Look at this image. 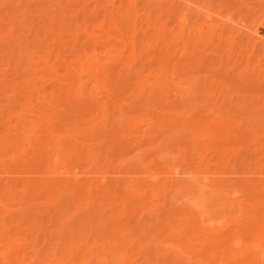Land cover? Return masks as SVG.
<instances>
[{"label": "bare ground", "instance_id": "1", "mask_svg": "<svg viewBox=\"0 0 264 264\" xmlns=\"http://www.w3.org/2000/svg\"><path fill=\"white\" fill-rule=\"evenodd\" d=\"M70 1L0 0V264H264V104L191 82L264 38L206 0Z\"/></svg>", "mask_w": 264, "mask_h": 264}, {"label": "rangeland", "instance_id": "2", "mask_svg": "<svg viewBox=\"0 0 264 264\" xmlns=\"http://www.w3.org/2000/svg\"><path fill=\"white\" fill-rule=\"evenodd\" d=\"M105 1L107 3H104L103 6L104 8L108 7L109 9L110 4L108 2L110 0H105ZM197 1L199 3V1L201 0H197ZM24 2L25 1H23L22 4H24ZM28 2H31V1H28ZM70 2H72L70 3V5L75 6V7L78 6V5L76 6L77 0L75 1L71 0ZM16 3L20 4L19 0H16ZM202 5L204 6L203 8L204 12L212 11L211 12L212 19H213L212 24L218 26V28H220V32H222L223 30L225 32H228L230 35H232V37L238 39L237 40L238 42H242V46L243 44H246L248 36L251 35V33L253 32L257 34L258 36L257 38H260V37L264 38V0H214L212 4H210V2L206 0L202 2ZM33 7H32L33 8L32 10L34 11L36 8H39L40 5L39 6L36 5ZM192 8L193 7H191V10L195 12V6L193 8L194 10ZM43 9L44 8L41 7V10ZM22 10H24V7H21V11ZM219 13L221 15L220 18H216L215 14H219ZM3 16L4 14H1V17ZM225 16H230L229 18L231 19V22L226 23L225 20L223 19ZM20 17L21 19L24 18L22 15H20ZM37 17L38 16L35 15L33 18L29 19L28 29H31L29 28V26L31 25H33L31 27H34V25H36L34 28L37 27V25L39 24L38 22H40V19ZM201 18L202 17H200V21H201ZM28 29H27V32H28ZM204 31H208V28L206 26L204 27ZM261 40L264 41V39H261ZM251 47L250 46L247 47L249 49L248 52L250 53L252 52L251 54L248 55L250 60L247 58H244V54L241 52V49L243 50L247 49L244 46L241 47V49H237L236 53H234L231 56H228L227 54H221V55L215 54L216 52L213 50L206 51L204 54L206 55L205 57L207 58V56L209 57L211 55L209 59L213 58V60L216 61L215 62L216 66H213V67H207L206 65L204 67L202 66L199 70L195 72V74H193L194 76L193 75L191 76V82L193 83V79H195L194 81L198 80L200 83L199 85L201 86L202 85L207 86L205 84L207 83L210 87H212V91L214 89H216V91H221V90L228 91L230 99L246 100V102H253L254 109L256 107L257 109L258 108L261 109L262 107L260 106L264 104V50H262L259 47H255V48H251ZM257 79H259V81L255 82ZM202 100L199 101L201 102V105L199 103L198 107L202 106L201 108H204L205 105H207L205 109H208L207 107H209L210 105L206 103L204 105V102H206L207 100L206 101L205 99L204 101ZM220 108L221 107H219V109L218 108H213V109L218 112L219 111L223 112V109L221 110ZM257 109H255L256 112H254L255 110H252L251 112L249 111V114L253 113V116H254V114L257 113L258 111ZM262 110H264V108H262L261 111ZM239 114L243 115V117L246 115L242 111H240ZM260 115L261 114H259L258 116ZM261 116H262L261 118L264 119V113H262ZM146 164L148 163L145 162L144 166ZM209 168L211 171H216L218 167L214 164H210ZM225 177L229 179H233L231 176L229 177V175ZM198 204L201 205L203 203L202 201L199 200L197 201V205ZM162 209H160V212H163ZM50 225L51 227L49 231H53L56 225H54L53 223ZM65 225L67 227H71L72 222L66 221ZM202 225H205V223H203ZM133 226H134V223H129L128 225V227H133ZM114 230L116 231L115 226L109 227L107 229H101V230L95 229L92 233L91 240H94L93 237H96L97 239L95 240H98V238H100L99 236L108 235V233L111 234L112 231ZM15 231L19 234L22 233L21 235L26 234L24 229L20 230L19 228H16ZM134 233L135 232L129 233L127 235V241L130 242L129 246H132L134 244V248H135L134 250H128L130 253L129 257L136 256L135 259L140 258V255L138 253L141 252L143 256L146 253L148 254L150 253V257L153 261H156V260L163 261L166 259L165 258L166 251L162 250V247L159 245L160 241L157 240L158 238V235H156L157 233H154L155 234L154 236L143 237L141 240H137L138 238L137 235L132 236ZM153 242L155 243V245H153ZM147 249H151V250H147ZM98 251L101 252L103 250H98ZM114 251L116 252V250ZM117 251L124 252L125 250H117ZM76 252H78V250H76ZM85 253H87L86 250H79V252L77 253L78 255L77 257L80 258ZM219 259H220L219 257H216V261ZM213 260H210V264H213L216 262V261L214 262Z\"/></svg>", "mask_w": 264, "mask_h": 264}]
</instances>
